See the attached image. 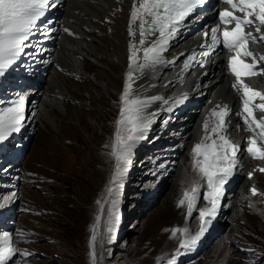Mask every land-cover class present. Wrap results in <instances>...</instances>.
<instances>
[{
    "label": "bare ground",
    "instance_id": "1",
    "mask_svg": "<svg viewBox=\"0 0 264 264\" xmlns=\"http://www.w3.org/2000/svg\"><path fill=\"white\" fill-rule=\"evenodd\" d=\"M133 3L134 0H55L56 6L50 7L46 16L37 22L33 35L26 41L28 46L24 49L25 54L18 63L26 64L25 72L13 69L9 81L0 92V107L10 106V103L5 102L8 95L10 96L7 100L12 101L21 96L26 98L25 120L18 132L23 146L32 136L33 140L37 141L35 145L40 147L43 141L40 136L43 132L53 137L63 134L66 127L62 125L61 120H69V127L75 129L76 126L72 123L75 118L72 110L76 108L74 101L81 107L85 106L83 102L87 101L94 106L97 99L100 104L106 101L111 104V100L117 99V106L121 107L120 97L129 72V43L141 47L139 20L132 24L135 35L130 36L128 32ZM136 3L138 4L139 0H136ZM220 7L221 0H205L180 24L162 54L163 63L157 64L154 69L148 67L142 72L139 69L133 71L134 96L141 99L161 97L152 101L145 113H156L151 132L146 133L150 136L148 140L159 136L162 143L159 144L160 138L154 141L152 147H146L145 155L141 156V170L136 172L135 176L138 182L135 191L137 195L130 200V205L137 200L143 201L138 197H144L152 186L157 184V191L166 182H171L173 174V194H182L185 186L193 184L194 181L203 183L194 170L187 169V161L189 155L192 156L193 146L204 136L205 118L209 117L211 110L217 105H227L230 110L225 118L228 124L224 134L233 143L245 146L253 136V132L247 130L248 126L243 123V116L236 115L242 112L243 100L242 92L232 87L236 80L230 71L229 58L234 53L223 50L220 44L210 51L209 55H202L203 52L209 51L206 45L211 43V29L219 26L215 8ZM65 28L72 34L65 32ZM219 28L222 31L220 26ZM261 28L264 30V26ZM156 36L158 33L148 36L144 47ZM249 50L258 56L264 55V50L253 45ZM193 54L195 60L191 62V66L182 70L187 57ZM137 55L140 57L138 63H143L142 51ZM241 58L251 62V58ZM15 78L17 79L13 82ZM18 79H22L21 84ZM243 79L251 88L264 92V77ZM29 85L33 89H28ZM17 87L20 88L15 90ZM88 88L97 93V99ZM25 89L27 90L24 91ZM203 91L206 92L204 102L196 97L199 93L202 95ZM175 99H182V102L174 106L171 112L167 111ZM165 101L169 103L166 104ZM253 103L258 104L261 101L256 98ZM254 114L258 119L264 116L259 110H255ZM94 118L97 122L100 120L95 116ZM173 119L177 121L176 126L175 122L172 123ZM210 129L211 120L209 131ZM12 140L10 136L9 142ZM20 159L18 162L10 161L0 165V202L8 204L0 209L4 224H9L8 221L13 218L15 205L26 208L23 204L30 203L33 193L30 189L32 179L28 173L34 171L28 164H19ZM237 161L234 180L243 178L242 183L228 191L219 209L222 214L219 222L226 226L233 222L231 215L234 210L236 215L244 218L242 203L246 201L252 210L264 217L258 206L252 204V192L247 191L244 185L246 177L249 178L248 173L251 172L252 188L264 192V179L259 171L264 168V160H251L240 150L237 153ZM190 164L192 165V162ZM33 176L36 179L41 175L34 173ZM256 180H259V184H255ZM13 193L15 197L11 202L3 201L4 196L11 197ZM178 194L172 195L170 200ZM245 196L250 197V200H246ZM223 214L227 216L224 218ZM99 216L101 220V214ZM21 223L25 224V220L20 219ZM9 229H12V225H7L6 228L0 226V234L9 232ZM215 239L216 237L213 239L216 243L215 249L220 250L223 244H219L220 239ZM12 241L13 246L16 245L13 236Z\"/></svg>",
    "mask_w": 264,
    "mask_h": 264
},
{
    "label": "rangeland",
    "instance_id": "2",
    "mask_svg": "<svg viewBox=\"0 0 264 264\" xmlns=\"http://www.w3.org/2000/svg\"><path fill=\"white\" fill-rule=\"evenodd\" d=\"M25 66L24 63L17 64L14 71L24 73ZM27 88L33 89L30 85ZM88 90L97 99V93L90 88ZM204 94L206 92L203 95L199 93L196 97L204 102ZM7 99L6 103L12 101ZM74 102L76 108L72 110L75 114L72 123L76 128L69 127V120H61L62 125L66 127L65 134L53 137L43 132L40 136L43 140L40 147L35 145L37 141L30 136L25 154L19 162L28 164L34 171L28 173L32 179L30 182H33L30 188L33 192L30 196L31 201L25 202L23 205L26 208H20V212L17 209L19 207L15 205L14 216L11 219L17 222L16 226L21 227L19 230L23 234L32 232V243L21 247L22 251L33 252L36 256L35 260L28 264H92V229L94 220L100 214V230L97 229L95 245L97 264H162L163 261L170 259L173 250L180 245L181 234L177 233L173 238L171 235L173 228L180 226L183 228L186 225L189 228L187 235H195L200 230L197 219L192 215L189 219L186 205L181 209L177 207V201L183 193H174L178 195L170 200L174 195L172 193L174 174L171 182H166L158 189L159 191L157 190L158 192L156 191L154 199L149 201V207L145 210L141 208L145 207L144 201L130 205L133 196L128 194L126 199L122 200V204L124 209L126 202L129 208H132L129 215L133 218V229L130 234L115 240L118 232L117 221L114 232L108 236L106 231L110 199L107 197L103 212L97 201L102 203L107 195L109 183L113 181L111 176L114 157L110 153L115 140L116 121L120 118V106H117V99L111 100V104L107 101L100 104L97 99L94 106L87 101L83 102L85 106L81 107L77 105L78 102ZM94 116L100 120L95 121ZM243 123L247 126L245 121ZM207 142L211 143V140ZM187 162V169L193 170L190 164L191 155ZM139 167L141 166L136 168L137 172L141 170ZM34 173L41 175L40 178L34 179ZM260 174L264 179V173L260 171ZM132 178H130L132 186L137 185L136 178L135 181ZM119 179L124 178L122 176L117 181ZM246 179L244 185L246 190L250 191L253 184L251 185L250 178ZM242 180L243 178H239L238 182L241 184ZM255 184H259V180H256ZM191 187L192 183L185 186V189L190 190ZM111 188L114 189L116 198L122 196V193H116L113 186ZM257 193L251 194L252 204L257 205L264 215V192L257 190ZM136 195L137 192L134 196ZM248 198L250 200V197L245 196L246 200ZM198 203L201 204L199 206H203L200 201ZM28 211L31 214L27 213ZM115 212L119 219L118 203ZM242 212L244 218L236 215L234 210L231 215L233 222L229 226H222L221 241L218 239L219 244H223L221 249H215L216 243L211 237L210 241H204L198 254L199 259L193 264H253L249 260V255L244 253V249L253 252V258H263L260 264H264V217L252 210L248 201L242 203ZM20 219L25 220L27 225L20 224ZM8 231L13 234L12 229ZM15 261L14 257L9 264H15Z\"/></svg>",
    "mask_w": 264,
    "mask_h": 264
},
{
    "label": "snow or ice",
    "instance_id": "3",
    "mask_svg": "<svg viewBox=\"0 0 264 264\" xmlns=\"http://www.w3.org/2000/svg\"><path fill=\"white\" fill-rule=\"evenodd\" d=\"M205 0H134L131 19L128 28L130 36L135 35L132 24L139 20V45L129 43V72L125 82L123 92L120 97V118L116 121L115 140L111 148V156L116 160L113 183L122 177L130 163L133 148L137 142L143 140L153 123L156 113H145L148 105L161 97H149L141 99L134 96L132 92V82L134 80L133 71L139 69L141 72L148 67L155 68L157 64L163 63L162 54L166 51L169 41L175 36L180 24ZM232 10L224 9L219 13L220 21L224 25H232L230 29L224 27L221 31L219 26L211 29V43L206 47L209 51L202 53L203 56L209 55L217 45L222 43L223 47L234 53L229 58L230 71L235 76L236 82L232 85L234 89L242 92V115L249 131L253 136L249 139L246 151L253 158L264 160V147L258 145L257 140L264 142V116L259 119L254 114L255 110L264 113V92L251 88L244 82V77L264 75V55H256L249 50L248 44L252 42H264V34L254 35L252 31L245 32L246 27H254L255 33H261L264 26V0H224ZM55 0H0V77L12 66L24 49L28 46L26 41L33 35V30L37 27V22L44 18L50 7H55ZM239 12L242 15H236ZM65 32L69 29L65 28ZM158 33L155 39L148 42L144 47L148 36ZM219 33V35H218ZM69 34H72L69 32ZM207 36L208 33H205ZM143 53V63H138L140 57L138 52ZM241 57L251 58V62H246ZM195 60V54L189 55L184 62L183 69L187 70L191 62ZM259 98L261 103L253 102ZM182 102V99H175L167 111L171 112L173 107ZM168 104V101H165ZM25 99L19 97L10 102V106L0 107V144L7 140L11 135L21 130L25 120L24 108ZM227 105L221 107L217 105L206 117L203 123L204 136L199 143L192 148V166L203 183L193 182L191 190L185 189L183 197L177 202V207L187 206V215L191 217L196 204L200 198L202 187L207 191L203 194V199L207 201L208 207L199 208L200 230L195 235H188L187 238L180 240V249H189L204 235L207 226L211 224L219 207V201L223 196V186L234 175L237 167V152L239 145L232 142L227 137L226 117L229 115ZM212 118H215L214 120ZM211 120V129L209 123ZM259 130V131H257ZM211 140V143L207 141ZM264 172V168L259 169ZM252 173H248L251 178ZM118 185L116 191H118ZM253 195H257V189L251 190ZM15 193L11 197L4 196L3 201L11 202ZM110 207L108 209L107 232L113 233L118 216L115 207L118 203L114 195V189H108ZM107 202V201H105ZM100 204L103 212L104 205ZM8 204L0 202V209L7 207ZM100 224V216L96 217V224L93 225L91 237V257L92 264H97V253L95 250L98 236L97 229ZM187 228H173L171 235L173 238L177 233L181 235L188 233ZM23 237V233L19 234ZM110 242V241H109ZM179 254V249H178ZM16 255L27 257V251L21 252L13 246L12 235L4 231L0 234V264H9ZM175 264V259L169 261Z\"/></svg>",
    "mask_w": 264,
    "mask_h": 264
}]
</instances>
